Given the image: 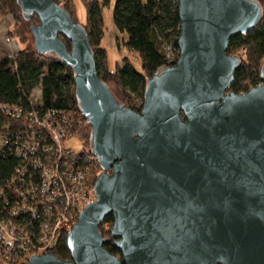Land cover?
I'll return each mask as SVG.
<instances>
[{"label":"water","instance_id":"1","mask_svg":"<svg viewBox=\"0 0 264 264\" xmlns=\"http://www.w3.org/2000/svg\"><path fill=\"white\" fill-rule=\"evenodd\" d=\"M17 2L26 20L39 18L35 51L71 67L102 168L96 201L67 235L71 259L27 264H264V62L262 83L236 94L242 62L228 53L233 36L259 25L262 6L178 0V61L153 75L136 111L99 77L86 29L64 7ZM109 215L119 255L101 233Z\"/></svg>","mask_w":264,"mask_h":264},{"label":"trees","instance_id":"2","mask_svg":"<svg viewBox=\"0 0 264 264\" xmlns=\"http://www.w3.org/2000/svg\"><path fill=\"white\" fill-rule=\"evenodd\" d=\"M54 1L61 5L59 0ZM256 1L263 9L261 22L253 31L244 35H235L229 42L230 55L239 56L237 54L243 51V55L239 56L241 66L231 86V91L236 94L246 93L262 83L264 5L260 0ZM72 4L71 0H67L62 7L76 21ZM85 4L87 23L84 28L94 51L99 77L106 84H114L120 89L123 105L140 111L148 81L159 69L174 66L178 61L180 53L178 0L116 1L113 10L114 24L120 33L128 35L126 46L137 53L141 60L142 71L136 70L129 59H124L123 64L118 65L115 72L108 68L107 51L101 45L104 36L102 7L94 0H87ZM108 4L109 0H103V6ZM0 14L12 15L17 23L31 25L40 23L37 15L26 20L17 0H0ZM62 39L70 49V42L64 37ZM168 47L177 52L173 61L168 59ZM37 91L39 95H36ZM137 101H140L139 104H136ZM4 107L18 109L24 114L23 116L37 113L40 119L49 113L73 114L76 118L75 122L80 126V132L84 125L89 130L86 134L88 140L82 136V140L89 144L91 126L80 111L71 67L55 56L42 55L32 49H24L11 55L0 44V120L5 122V129L3 131L0 129V137L3 134L7 140L6 147L0 146V224L16 223L23 236H29L37 243L48 220L41 208H38L37 201L29 197L23 199L20 192L26 193L29 189L39 191L42 183L39 164L45 161V155L32 154L28 162L24 160L23 154L26 153L25 144H27L25 142L29 141L26 140L28 138L25 137L24 132L30 123L29 121L21 123L22 120L18 118L4 116L5 114H1L4 113L1 110ZM35 144L41 146L39 151L41 153L47 143L41 139L36 140ZM21 150L23 153H20ZM86 151L92 153L90 146L86 147ZM22 173L25 175L22 176ZM97 177L94 178V186ZM32 208L37 214H33L30 210ZM17 210L20 215H15ZM74 219H77V215ZM113 224V215L107 216L101 225V233L107 240L105 248L110 253L119 255L120 251L111 237ZM67 235L68 233L61 232L51 249V253L62 260L71 259V252L66 242Z\"/></svg>","mask_w":264,"mask_h":264},{"label":"built area","instance_id":"3","mask_svg":"<svg viewBox=\"0 0 264 264\" xmlns=\"http://www.w3.org/2000/svg\"><path fill=\"white\" fill-rule=\"evenodd\" d=\"M175 52L171 47L167 48L170 61L175 59ZM1 110L4 116H13L22 120L21 123L28 121L30 123L24 132L25 137L28 138L26 140H29L25 142L27 144H25L26 153L23 154L24 160L28 162L32 154L45 155V161L39 164V169L42 171L39 191L29 189L27 194L20 192L23 199L29 197L37 201L38 208H41L46 216L48 223L43 227L42 236L35 243L29 236H23L16 223L0 224V254H4L6 259L17 261L27 253L28 249L30 251V249H40L46 246L51 250L61 232L69 233L72 230L81 212L94 202L93 200L85 204L84 197L88 189L82 182L86 181L87 174L93 172L98 165L100 166V163L93 153L60 148V136L66 132V126L69 127L72 124L68 120L69 114L59 113L57 116L49 113L40 119L37 113L23 116L24 114L18 109L4 107ZM0 129L1 131L5 129V122L2 120H0ZM41 139L47 144L40 153L41 146H37L35 141ZM6 144L7 140L1 134L0 146L6 147ZM20 153L23 151L21 150ZM23 175L25 174L22 173ZM30 210L33 214H37L34 208ZM15 215H20V212L17 210ZM75 215L77 219H74ZM35 256L37 255L34 254L29 259Z\"/></svg>","mask_w":264,"mask_h":264},{"label":"rangeland","instance_id":"4","mask_svg":"<svg viewBox=\"0 0 264 264\" xmlns=\"http://www.w3.org/2000/svg\"><path fill=\"white\" fill-rule=\"evenodd\" d=\"M59 1L61 2L60 6H63L67 0H59ZM85 1L87 0H71V4L73 3L72 8L75 11V14L73 16L76 19V22L81 26H84L87 23V10H86ZM94 1L98 2V4L102 7L104 36L101 45L107 51L108 68L112 72H115L117 66L123 64L124 59H129V61L133 64L136 70L142 71L141 60L138 57L137 53L130 50L126 46V43L128 41V35L120 33L114 24L113 10L117 0H109V4L107 6H103V0H94ZM260 1L264 5V0H260ZM0 20H1L0 44L3 49H5L11 55L24 49L36 50L34 37L30 30L31 24L17 23L15 22L13 16L10 14L7 15L0 14ZM175 53L177 55V52ZM237 55L242 56L243 51L239 52ZM243 58L246 59L245 56H243ZM109 86L113 91L114 95L116 96V98L118 99V101L123 103L120 89L111 83L109 84ZM36 95H39V91L36 92ZM139 102L140 101H137L136 104H139ZM68 120L72 122V124L69 125V127L67 125L65 128L66 132L64 133L63 136H60V148L61 149L72 148L77 152L79 151L87 152L86 147L87 146L89 147L90 144L86 141H83L82 136L86 138L87 137L86 134L88 133L89 130L84 125L83 129H81L80 132V126H78L77 122H75L76 118L73 114L72 115L69 114ZM101 172H102L101 168L97 167L93 172H90L89 175L87 174L86 181L82 182V184H85L88 189L87 195L84 197L86 202L85 204H88L93 200L96 201L93 181L94 178L96 176H99ZM83 204L81 205L83 206ZM51 252L52 251L49 250L46 246H43L40 249H30V251L28 249L27 253L23 254L17 261H14L12 259L10 260L6 259L4 254H0V264H27L30 260L29 258L32 255L35 254L37 256H42Z\"/></svg>","mask_w":264,"mask_h":264}]
</instances>
